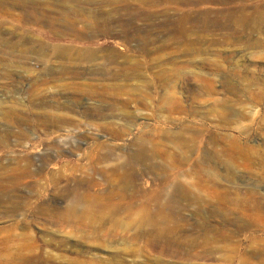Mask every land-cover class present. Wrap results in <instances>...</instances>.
<instances>
[{
	"label": "rangeland",
	"instance_id": "obj_1",
	"mask_svg": "<svg viewBox=\"0 0 264 264\" xmlns=\"http://www.w3.org/2000/svg\"><path fill=\"white\" fill-rule=\"evenodd\" d=\"M79 1L0 2V264H264V0Z\"/></svg>",
	"mask_w": 264,
	"mask_h": 264
},
{
	"label": "bare ground",
	"instance_id": "obj_2",
	"mask_svg": "<svg viewBox=\"0 0 264 264\" xmlns=\"http://www.w3.org/2000/svg\"><path fill=\"white\" fill-rule=\"evenodd\" d=\"M7 0H0V2H6ZM103 1V0H102ZM101 1V2H102ZM172 2H174L175 4H180V5H183V6H196V5H199V4H208V3H214V2H220V4H226V3H229V2H232V1H236V0H171ZM77 2H80L79 0H63V4H67V3H73L72 5H74V6H72L71 7V10L73 11V12H76V11H78V8H77ZM29 10H27L29 13H31V14H36V13H42V10H43V8L42 7H40L37 3H35V2H29ZM95 6V5H94ZM100 10V9H99ZM44 11V10H43ZM242 11H244L243 9H241L239 12H242ZM93 13V12H92ZM95 13V12H94ZM59 14H62V12L60 11V12H55L54 14H52V13H46V15H47V17H49V19H51V21H56V20H59V18H60V15ZM108 14V13H107ZM241 15V14H240ZM221 16H223V15H221ZM226 16H227V14H226ZM65 17V16H64ZM94 18V17H93ZM228 18V17H227ZM99 18H97V20H98ZM236 20H237V23H243L244 22V20H243V18H241V17H238V18H236ZM98 22L99 23H105V22H102V20L101 19H99L98 20ZM215 22H217V21H215ZM50 23V22H49ZM67 23H69V28H73V26H74V24H73V21L72 20H69V21H67ZM105 24H107V23H105ZM99 27V26H98ZM110 31V30H109ZM96 34V33H95ZM15 46V44H13V43H11V41H5V40H1L0 39V51H4V50H7V49H10L11 47H14ZM23 53V52H22ZM90 53V52H89ZM35 54H37V56L42 60L43 59V61H44V59H45V54L44 53H42L40 50L37 52L36 51V53ZM24 55V54H23ZM63 55V54H62ZM93 55V54H92ZM25 56V55H24ZM84 56V55H83ZM89 58H92V56L91 55H89L88 56ZM153 225V224H152ZM155 225V229L156 230H159V231H162L163 230V228L160 226V225H158V224H154ZM154 227V226H153ZM205 229V228H204ZM154 230V229H153ZM164 231V230H163ZM203 241V240H202Z\"/></svg>",
	"mask_w": 264,
	"mask_h": 264
}]
</instances>
